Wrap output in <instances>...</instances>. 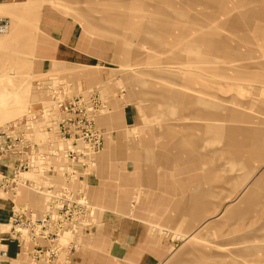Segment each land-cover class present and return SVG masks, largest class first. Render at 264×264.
<instances>
[{"label": "rangeland", "instance_id": "rangeland-1", "mask_svg": "<svg viewBox=\"0 0 264 264\" xmlns=\"http://www.w3.org/2000/svg\"><path fill=\"white\" fill-rule=\"evenodd\" d=\"M115 7L122 12L108 11ZM0 15L10 21L0 35V94L7 96L3 103L0 95V121L25 123L36 114L21 128L36 159L41 150L55 152L47 161L69 160L64 120L73 106V187L87 197V178L100 175L106 151L108 163L128 161L129 171L111 179L119 201L130 196L127 215L158 237L161 264H264V0H3ZM69 40L73 64L55 62L57 44ZM54 81L62 85L56 97L66 98L60 110L45 90ZM124 107L134 124L121 121ZM209 124L217 134L203 127ZM181 140L193 145L189 153L175 146ZM140 152L147 167L154 162L141 173L146 178L180 184L184 171L196 186L200 175L205 206L190 210L196 217H149L155 202L134 168ZM125 177L132 194L121 187ZM251 190L250 206L241 199ZM24 193L43 209L45 197ZM102 194L91 196L103 212ZM226 204L242 209L228 213Z\"/></svg>", "mask_w": 264, "mask_h": 264}, {"label": "built area", "instance_id": "built-area-1", "mask_svg": "<svg viewBox=\"0 0 264 264\" xmlns=\"http://www.w3.org/2000/svg\"><path fill=\"white\" fill-rule=\"evenodd\" d=\"M9 23L7 17L0 15V35L7 32ZM61 89L60 81H54L45 89L49 102L59 110L66 100L56 97ZM72 99L70 94L69 100ZM66 113L70 117L73 106ZM35 116L31 111L26 115L25 123L0 121V200L8 196L16 198L24 187L45 197L42 210L13 201L7 220H3L0 213V245L7 246L0 247V264L9 258L8 243L11 240L17 243V254L26 255L34 264H55L62 253L68 260L77 251L80 237L93 224L94 207L86 194L81 193L82 190L73 187L77 171L73 167L72 121L69 117L64 120L69 126L71 141L67 147L69 160L59 164L47 161L55 154L54 151L45 154L39 150L37 159L32 155L36 152L35 145L29 142V132L25 133L21 128H27ZM90 152L95 153L96 149ZM30 171L38 175L37 179L27 176ZM55 178L61 180L56 181Z\"/></svg>", "mask_w": 264, "mask_h": 264}, {"label": "crops", "instance_id": "crops-1", "mask_svg": "<svg viewBox=\"0 0 264 264\" xmlns=\"http://www.w3.org/2000/svg\"><path fill=\"white\" fill-rule=\"evenodd\" d=\"M262 32L264 35V29ZM73 51H76V49L70 40L69 42H59L52 57L55 59V62L73 64ZM121 121L126 125H132L135 123V115L127 107H124ZM184 151L189 153V150ZM152 153L154 152L152 151ZM138 154L141 156L140 158L136 157L137 160L134 161V164L137 165L134 168L139 169L142 176L140 180L144 188L151 192L150 198L148 197L147 199L153 201V203L155 202L152 205L150 213L152 215H149L150 218H154L156 221V218L161 215L163 217L166 216L173 222V217L183 215L182 212L187 216V213L191 209H201L205 206L204 199L200 200L201 198H199L200 195L203 197L205 194V184L199 183L201 180L200 175L197 176L196 180L198 184L196 186L195 180L193 181L194 185H191L192 182H190L189 176H185L184 173L186 172L184 171H182L180 176V184L176 181V185L173 183V179H159L156 176L157 174L154 176L153 173H149V176H152V178H146L141 173L143 170L155 169L154 165H152L154 162L148 163L149 167H147L143 161V152ZM110 155L109 151L104 153L102 162L100 163V175L98 176L96 171L94 175L87 178V197L95 209V218L98 221L95 222V225L92 224L88 228L87 233L80 237L77 251L73 252L68 260H66V257L62 253L60 260L56 261L55 264H161L163 261L164 258L161 257L163 249L159 247L158 237L149 234L147 224L138 222L133 217L127 215V212H129V194L128 197L124 196L121 201L118 200V181L115 183V180L113 179L112 181L111 177L116 174L118 169L129 171V163L126 161L125 163H121V167H117V163H108L106 160L107 157L109 159ZM98 158L97 155L96 168L98 167ZM198 164L201 165L202 163ZM197 169L199 168L197 167ZM127 177L123 179L121 187L128 189L127 193L132 194V190L129 188H132L133 184H127L129 182ZM191 186H195L192 192L190 191ZM24 192L35 193L32 189L24 187L16 198L8 196L9 198L0 200V213L3 220L8 219L13 201L19 204H26L30 208H35V205L30 203V200L28 201L27 195ZM96 192L103 193L101 198L98 199L106 207V210L103 212L92 199V196ZM194 192L196 196L192 197L191 194ZM36 196L39 199L38 195ZM175 196L177 197L175 198ZM200 201L202 205H200ZM174 211L176 214H173ZM188 215L196 217L191 216L190 213ZM8 251L9 258L5 259L2 264H34L26 255L17 254L18 247L16 241H9Z\"/></svg>", "mask_w": 264, "mask_h": 264}, {"label": "bare ground", "instance_id": "bare-ground-1", "mask_svg": "<svg viewBox=\"0 0 264 264\" xmlns=\"http://www.w3.org/2000/svg\"><path fill=\"white\" fill-rule=\"evenodd\" d=\"M211 1V0H210ZM217 2H218V0H217ZM211 3V2H210ZM212 4H214V3H212ZM122 7V6H121ZM107 9H109V8H107ZM108 11H114V12H117V11H119V12H122L118 7H115L114 9H109ZM130 15H131V13H130ZM111 17V16H110ZM118 18V17H117ZM121 19V18H120ZM123 19V18H122ZM127 21H128V19H127ZM221 21H225L224 19H222ZM130 22V21H129ZM166 24H168V22L167 21H165L163 24H162V28L163 29H165L166 27H165V25ZM166 31H168V27H167V29H165ZM175 30V29H174ZM183 32H188L187 31V29H184V31ZM262 34H263V32H262ZM264 36V35H263ZM119 42H120V44H123V47H125V48H131V49H134V47H136L135 45H134V43H132V42H130V41H126V39H124V40H121V39H119ZM124 48V49H125ZM242 76V74H240L239 73V75H238V77H241ZM244 77H246V78H248V79H250V78H252L249 74H247V75H244ZM1 98H2V101H3V103L5 102V101H7L6 100V98H7V96H6V91H3L1 94ZM206 115H209V116H211V115H215V112H209L208 114H206ZM203 127H207V128H210L211 129V133H216L217 134V132H216V129H217V126H215V125H213V124H209V125H205V126H203ZM223 130V129H222ZM176 144H175V146L176 147H178L179 149H181V150H191V149H193L192 148V146L193 145H191V143L189 144V142H185V141H183V140H181V141H179V142H175ZM246 148V147H245ZM249 148V147H248ZM242 150V149H241ZM231 153H232V151H231ZM249 153V152H248ZM239 154H240V151H239ZM249 155V154H248ZM243 156V155H242ZM246 158V157H245ZM250 158V157H249ZM263 183H264V177H261L260 178V180H259V186L261 185L262 187H263ZM243 192L245 191V190H242ZM242 192V193H243ZM256 192L255 191H249V192H247L245 195H243L242 196V199H241V201H243V202H245V203H247L248 204V202H250L249 203V205L251 204V202H254V200H255V197H256V194H255ZM227 201H228V205L231 203V202H233L234 201V199L233 198H231V195H229L228 197H227ZM210 204H212V203H210ZM227 204H226V208H225V210L228 212V213H235V210H238L239 208L237 207H233V206H227ZM251 206V205H250ZM250 206L246 209V211H248V210H250L249 208H250ZM242 209V208H241ZM241 209H239L238 210V212L241 210Z\"/></svg>", "mask_w": 264, "mask_h": 264}, {"label": "clouds", "instance_id": "clouds-1", "mask_svg": "<svg viewBox=\"0 0 264 264\" xmlns=\"http://www.w3.org/2000/svg\"><path fill=\"white\" fill-rule=\"evenodd\" d=\"M0 247H4V248H6L7 246H6V245H0Z\"/></svg>", "mask_w": 264, "mask_h": 264}]
</instances>
